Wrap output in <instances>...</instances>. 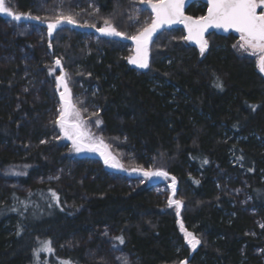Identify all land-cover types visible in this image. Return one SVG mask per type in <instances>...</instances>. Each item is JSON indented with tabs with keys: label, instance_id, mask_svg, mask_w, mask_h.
Returning <instances> with one entry per match:
<instances>
[{
	"label": "trees",
	"instance_id": "trees-1",
	"mask_svg": "<svg viewBox=\"0 0 264 264\" xmlns=\"http://www.w3.org/2000/svg\"><path fill=\"white\" fill-rule=\"evenodd\" d=\"M131 3L5 0L27 16L0 13V264H264V75L235 53L237 36L212 33L201 55L182 29L160 31L144 71L116 38L67 25L49 40L48 23L69 16L137 36ZM61 74L97 107L90 128L124 171L64 138ZM156 171L173 191L137 175Z\"/></svg>",
	"mask_w": 264,
	"mask_h": 264
},
{
	"label": "snow or ice",
	"instance_id": "snow-or-ice-1",
	"mask_svg": "<svg viewBox=\"0 0 264 264\" xmlns=\"http://www.w3.org/2000/svg\"><path fill=\"white\" fill-rule=\"evenodd\" d=\"M149 3L152 9L153 18L151 24L143 29L141 33L137 36L131 37L137 44V56L129 60V63L136 64L138 67L147 68V45L152 34L156 32L157 29L161 28L166 24H172L174 22H182L188 29L189 35L186 39L197 40L200 44L201 53L204 52L207 47V41L202 40L203 32L210 26L216 28H223L225 31L228 29H234L236 32L240 33L241 48H252L253 50L259 49L264 52V12L257 13V9L264 7V0H207L208 3V14L206 16H201L195 20L192 17H185L183 15V4L184 0H145ZM0 13H6L8 16L12 17L13 20L19 21L22 16H27V14L13 12L9 7L5 6V0H0ZM32 19H39L38 17H31ZM66 20L68 23H73L72 18L69 17H58L54 23L48 24L49 35H52L53 30L58 24ZM105 24L108 25L106 28L98 29L99 31L108 34L120 36L122 33L117 32L114 27H111L107 21ZM59 65L60 61L56 62ZM259 70L264 72V56L260 58L258 63ZM58 83L64 82L63 75L57 77ZM65 89L67 90V85L65 83ZM219 87L220 85L217 84ZM63 99L64 93H61ZM68 115V109L65 107L60 113V119L56 121L66 135L71 138V133L65 128V119ZM78 116V113H76ZM78 127V125L74 126ZM76 145V150H81V145L74 141ZM206 162V161H205ZM105 163L108 164L109 161L105 158ZM111 166L116 167V164ZM146 177L151 176H163L167 177L168 173L164 171L156 172H145ZM175 185V180L173 178V188ZM55 198L56 193H52ZM176 204L177 210L179 212L180 201H173L169 198V204ZM182 230H183V226ZM189 237L188 243L195 248L200 241L197 240L191 233H186ZM121 244L124 242L122 237H115ZM44 250L52 251L50 247V242H45ZM122 264H128L126 259L122 260ZM183 264V262H182Z\"/></svg>",
	"mask_w": 264,
	"mask_h": 264
},
{
	"label": "rangeland",
	"instance_id": "rangeland-1",
	"mask_svg": "<svg viewBox=\"0 0 264 264\" xmlns=\"http://www.w3.org/2000/svg\"><path fill=\"white\" fill-rule=\"evenodd\" d=\"M153 2H155V0H153ZM261 12H264V7H260L257 9L258 14ZM130 14L132 18L131 22L134 24H136L137 20H139L140 18L143 20L144 27L142 29L149 26L153 18L151 6L149 5V3L145 2V0H132V3L130 5ZM107 26L108 25L104 23L103 25H101L100 29L106 28ZM78 27L83 28L82 26H78ZM35 32H39L38 28L36 29ZM46 34L47 33L45 32L44 35L46 36ZM131 37H127V38H131ZM90 39H91L90 37H86V36L82 37L83 42L86 40H90ZM205 41H207V39ZM241 43L242 42L240 40V36H237L236 43L234 45L235 53L240 57L252 58L255 62L257 71L264 75V72H261L258 67V63L260 61V58L264 56V52H261L259 49L253 50L252 48H241L240 47ZM128 48H129V51L131 52L129 59L127 60L129 66L135 68L137 71L146 70L147 68H141V67H138L136 64L129 63V60L131 58L137 56V51H136L137 48L132 45H128ZM198 50L201 55H204L206 51L208 50V41H207V47L205 48L203 53H201L200 46L198 47ZM149 57H150V47L148 46L147 47V62H149ZM62 75L64 77V82L58 83V81L56 80V90L60 94V99H61L60 113L61 111L65 109V107H67L68 109V115L65 119V126L67 128L66 127L65 128L71 133V138H70L69 135H66L65 131L62 130L64 138H66V140L69 143H71V145L75 148V150H76V145L73 144L74 141H77V143L81 145V150L78 151V154L85 155L88 153L92 156H100L103 161H105V158H107L109 163L106 164V166L110 170L124 171L123 167L120 165V162L115 157L114 153L110 151L108 146L90 128L89 124H91L90 123L91 118H87V114L88 112L96 111L97 107L93 105L91 100H88V101L74 100V97H73V94L70 88L67 87V90L65 89L64 85L66 81V76L64 74H61L60 76ZM81 87L82 85L78 84V88L81 89ZM61 93H64L63 99L61 97ZM76 101H80V105H76L75 103ZM76 113H78V116L76 115ZM76 125H78V127H74ZM112 164H116L117 166L113 167L111 166ZM128 173H131V172H128ZM137 175L143 179L145 178L149 183L153 185L162 184L161 186L158 187V189H156V190H159L160 192L169 191L170 190L169 188H171L172 191L175 189V185L173 188V183L168 182L166 177H163V176L146 177L144 174H140V173H137ZM185 238H186V241L188 242L189 237H187L186 234H185ZM188 246L190 247L191 250H194L197 247L196 246L195 248H192V246L189 243H188Z\"/></svg>",
	"mask_w": 264,
	"mask_h": 264
},
{
	"label": "water",
	"instance_id": "water-1",
	"mask_svg": "<svg viewBox=\"0 0 264 264\" xmlns=\"http://www.w3.org/2000/svg\"><path fill=\"white\" fill-rule=\"evenodd\" d=\"M194 3H202V4H204L205 7H206L205 16L208 14V3H207V0H184L182 11H183V15L185 17H192L193 20L197 19V18H195V17H193L191 15H188L186 13L188 7H190ZM67 25L73 26L77 31H80V32H86V33L94 34V35H97V36H103V37H107V38H116V39L120 40L123 43L135 46L137 48L136 42L133 39H131V38H127V37H125L123 35H120V36L108 35V34H105V33L101 32V31H99L98 29H95V28H80V27H78V26H76V25H74L72 23H68L67 21H63L60 24H58L57 27L53 30V32H55L56 30L60 29L63 26H67ZM175 28L182 29L185 38L188 37L189 32H188V29L185 27L184 23H182V22H174L172 24H166V25L162 26L161 28L157 29L156 32H154L152 34V37L149 39L147 47L151 45V43L153 42L154 38L156 37V35L160 31H163V30H166V29H175ZM53 32H52V34H53ZM212 33H215V34H218V35H223V36L228 35V34H235L236 36H240V33L236 32L234 29H228L227 31H225L223 28H216L214 26H210L203 32L202 40L205 41L208 38V36L211 35ZM48 37H49V40H51L52 35H49V32H48ZM186 40L192 46H195V47H199L200 46V44L197 43V40L195 38L186 39Z\"/></svg>",
	"mask_w": 264,
	"mask_h": 264
},
{
	"label": "flooded vegetation",
	"instance_id": "flooded-vegetation-1",
	"mask_svg": "<svg viewBox=\"0 0 264 264\" xmlns=\"http://www.w3.org/2000/svg\"><path fill=\"white\" fill-rule=\"evenodd\" d=\"M200 4H202V3H200ZM193 5V4H192ZM204 5V4H203ZM205 6V5H204ZM189 8V7H188ZM206 8V7H205ZM206 14V13H205ZM205 16V15H204Z\"/></svg>",
	"mask_w": 264,
	"mask_h": 264
}]
</instances>
